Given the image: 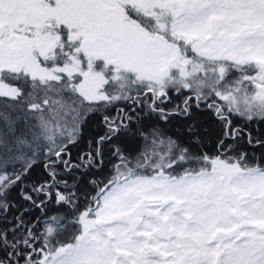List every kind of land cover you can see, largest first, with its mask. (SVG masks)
Segmentation results:
<instances>
[{
    "label": "snow or ice",
    "instance_id": "snow-or-ice-1",
    "mask_svg": "<svg viewBox=\"0 0 264 264\" xmlns=\"http://www.w3.org/2000/svg\"><path fill=\"white\" fill-rule=\"evenodd\" d=\"M194 110L209 151L163 127ZM234 118L264 123V0H0V264H264Z\"/></svg>",
    "mask_w": 264,
    "mask_h": 264
},
{
    "label": "trees",
    "instance_id": "trees-1",
    "mask_svg": "<svg viewBox=\"0 0 264 264\" xmlns=\"http://www.w3.org/2000/svg\"><path fill=\"white\" fill-rule=\"evenodd\" d=\"M177 98H173V103H176ZM171 107V105H168ZM114 111V110H113ZM113 114V113H109ZM147 123V122H146ZM195 123L196 133L200 135L208 145L205 147L204 151L211 150L212 141L215 139L216 135L220 130L219 124L215 121L214 117L210 112L207 111H195L194 115L190 119H184L181 117H172L168 124L163 125V127L172 135L179 136L183 140L191 139L190 134L187 131V128L190 124ZM234 127H241L244 131L241 133V138L237 141L241 150L249 154L251 159L253 156L259 158L261 161H264V148L256 145L253 142L252 145L247 143L248 135L251 133L253 137L264 140V123H257L255 121L246 123L243 119L234 118L233 121ZM135 127V126H134ZM207 129V131H205ZM97 132H102V127H100V118L96 116L90 122L88 128L85 129L84 138L82 141L77 144L75 147L70 149L73 159L77 158L82 152L87 151L88 149V140L97 134ZM39 169H37V173ZM99 177H103L107 174V166L105 167L104 172L95 173ZM38 214V213H37Z\"/></svg>",
    "mask_w": 264,
    "mask_h": 264
}]
</instances>
